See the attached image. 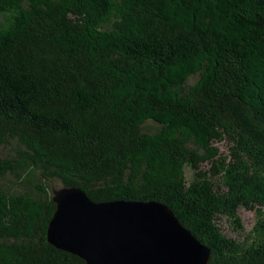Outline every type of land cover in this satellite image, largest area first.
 I'll use <instances>...</instances> for the list:
<instances>
[{
    "label": "trees",
    "instance_id": "obj_1",
    "mask_svg": "<svg viewBox=\"0 0 264 264\" xmlns=\"http://www.w3.org/2000/svg\"><path fill=\"white\" fill-rule=\"evenodd\" d=\"M2 147L0 181L35 184L0 188V264H86L46 239L63 187L163 203L209 264H264V0H0Z\"/></svg>",
    "mask_w": 264,
    "mask_h": 264
},
{
    "label": "water",
    "instance_id": "obj_2",
    "mask_svg": "<svg viewBox=\"0 0 264 264\" xmlns=\"http://www.w3.org/2000/svg\"><path fill=\"white\" fill-rule=\"evenodd\" d=\"M47 242L86 264H209L203 246L163 203L94 202L78 187L53 190Z\"/></svg>",
    "mask_w": 264,
    "mask_h": 264
},
{
    "label": "rangeland",
    "instance_id": "obj_3",
    "mask_svg": "<svg viewBox=\"0 0 264 264\" xmlns=\"http://www.w3.org/2000/svg\"><path fill=\"white\" fill-rule=\"evenodd\" d=\"M190 83H193V79L190 81ZM157 125L153 122H146L143 126V129L145 132L152 133L157 129ZM219 148V152L221 155L226 156L227 155V145L225 142L216 143L215 144ZM0 156L7 158L10 156H13V151L10 147H2L0 148ZM209 164H203L201 165V169L204 171H207L209 169ZM186 175L188 178L191 177V170L186 169ZM28 182V183H27ZM26 183L23 182L22 185L17 184L16 180L10 176H8L6 179L0 181V188L9 190L12 192H29L33 190V185L29 181ZM51 187L57 186V184L51 182ZM238 215L241 219V224L243 226V232L237 231L230 222H228L226 219L221 218L217 223L220 226L222 232L227 236L238 240H243L244 237L247 235V233L251 230L254 222H255V213L254 211H248L245 209H241L238 212Z\"/></svg>",
    "mask_w": 264,
    "mask_h": 264
}]
</instances>
